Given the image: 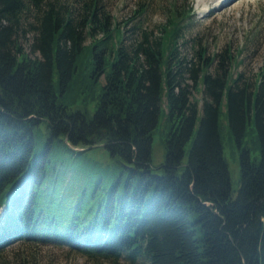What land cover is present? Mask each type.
I'll return each mask as SVG.
<instances>
[{"label": "trees", "instance_id": "1", "mask_svg": "<svg viewBox=\"0 0 264 264\" xmlns=\"http://www.w3.org/2000/svg\"><path fill=\"white\" fill-rule=\"evenodd\" d=\"M177 1L157 37L143 32L128 47L98 0H0V248L54 244L112 264H264V67L244 79L227 49L213 72L205 48L196 62L181 56L191 8ZM25 30L39 56L20 46ZM223 109L239 148L234 197ZM248 124L255 159L243 146ZM99 146L114 167L85 158Z\"/></svg>", "mask_w": 264, "mask_h": 264}, {"label": "rangeland", "instance_id": "2", "mask_svg": "<svg viewBox=\"0 0 264 264\" xmlns=\"http://www.w3.org/2000/svg\"><path fill=\"white\" fill-rule=\"evenodd\" d=\"M56 3H73L76 8L85 0H54ZM105 10L115 18L124 30L125 41L132 47L142 39L143 32L151 38L159 35L160 26L166 23L170 3L174 0H98ZM179 7L191 8V15L185 26V35L180 40L181 56L196 62V51L205 48L206 56L214 57L209 71L213 72L224 49L234 56L230 65L233 74L241 73L244 79H251L264 67V0H178ZM144 10V11H143ZM90 38H86L89 42ZM32 33L21 32L19 43L31 57ZM196 99L200 93L193 94ZM223 109L220 115V135L223 154L230 175L231 193L234 197L240 185L239 148L233 138ZM89 106L88 114L92 113ZM165 107L156 128L152 132L151 167L155 174L161 172L165 160L164 124ZM254 124L247 125L243 146H247L252 159L258 158ZM189 145L186 149L188 150ZM85 158L106 167H114L112 158L103 146L94 147L85 153ZM187 155L185 156V160ZM84 176L89 173L84 170ZM89 175V174H88ZM1 211V209H0ZM1 213V212H0ZM0 264H112V261L83 255L68 247L54 244L15 242L0 248ZM117 264H129L120 259Z\"/></svg>", "mask_w": 264, "mask_h": 264}]
</instances>
